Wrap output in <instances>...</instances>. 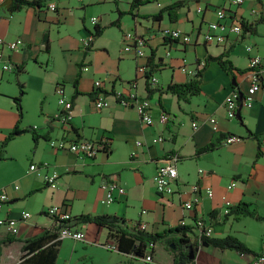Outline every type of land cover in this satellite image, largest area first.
I'll use <instances>...</instances> for the list:
<instances>
[{
    "label": "crops",
    "instance_id": "1",
    "mask_svg": "<svg viewBox=\"0 0 264 264\" xmlns=\"http://www.w3.org/2000/svg\"><path fill=\"white\" fill-rule=\"evenodd\" d=\"M48 1L57 3L56 11L48 9ZM133 2L40 0L37 6L16 11L0 4V36L6 41L18 37L24 40L23 47L15 50L0 45V139L4 141L16 125L21 129L36 128L39 135L38 140L31 132L16 135L3 151L1 160L17 159L23 168L12 181L0 182V190L10 197L1 204L0 218L20 219L23 211H29L32 217L20 220L16 234L0 227V264H17L27 239L57 227L55 219L45 213L52 205L64 206L72 216L115 214L131 223H147L153 232L184 225V220L186 226L192 227L188 234L195 243L194 264H252V258L261 252L264 154L259 153L258 136L264 132V72L253 104L240 106L237 118L227 116L224 104L235 89L245 93L249 85L250 54L246 47L252 45L253 53L264 58V0H139L137 7ZM177 4L172 11L169 9ZM199 6L202 11H198ZM219 8L226 9L228 21L244 20L252 25L251 29L242 35L230 32L222 44L206 41L208 24L217 19ZM92 16L99 18L97 24L103 32L87 50L82 40L95 29ZM164 28L181 29L192 36V41L169 39L162 33ZM128 32L147 38L144 56H138L134 49L125 50ZM151 55L157 84L138 70L139 65L147 63L150 71ZM224 55L234 65L231 72L218 60ZM202 60L206 64L201 69L200 93L184 100L166 91L171 83L187 82L193 76L189 71H195ZM8 63L12 69L4 68ZM81 63L89 65V69H82ZM97 80L105 84L103 93L95 87ZM59 83L74 104L70 121L61 115L55 91ZM20 84L25 90L22 109L15 101L21 92ZM101 93L109 106L98 109L94 101L100 99ZM133 93L151 100L152 124L144 123L134 106L118 102L116 94ZM162 113L169 116V121H161ZM211 116L217 118L216 129ZM196 121L198 125L193 127ZM230 133L242 140L226 144ZM159 137L163 140L154 141ZM84 139H107L108 145L95 157L52 145V141ZM211 142L219 146L202 152ZM170 161L178 170L175 191L161 194L154 176L161 165ZM32 163L47 164L41 167L43 173L57 170V185H47L43 175L31 171ZM110 177L117 178L126 193L107 203L101 186ZM233 181L236 185L229 188ZM16 185L19 188L15 189ZM227 199L231 208L251 204L249 209H255L258 216L229 215L225 212ZM186 201H193L194 207L188 210ZM197 218L212 226V237L233 234L253 253L241 254L206 244L198 235ZM77 227L86 235L82 241L85 245L96 240L100 244L108 242L104 226L81 222ZM179 237L176 233L168 236ZM158 245L159 242L155 245V261L162 253ZM170 246L174 251L171 256L166 251L168 264H174L176 246L173 242ZM131 258L125 255L120 262L111 264H124ZM78 264L86 263L81 260Z\"/></svg>",
    "mask_w": 264,
    "mask_h": 264
},
{
    "label": "built area",
    "instance_id": "2",
    "mask_svg": "<svg viewBox=\"0 0 264 264\" xmlns=\"http://www.w3.org/2000/svg\"><path fill=\"white\" fill-rule=\"evenodd\" d=\"M243 0H235L236 3H241ZM48 9L52 11L57 10V3L55 1H48L47 3ZM198 11H202V7H198ZM227 11L225 8H219L217 10V19L215 21H212L208 24L207 32L205 33V40L208 42L213 43H225L227 39V35L230 32H234L238 35H242L244 32V26L242 24V21L240 20H227ZM97 16H92L90 18V21L92 25L96 26L98 22ZM162 33L164 36H166L169 39L172 40H181L183 42H190L192 41V36L186 32H184L181 29L177 28H164L162 30ZM125 40L127 41V45L125 46V50L129 51L134 49L138 56H144V50L143 48L147 44V38L142 35H136L132 32H128L125 35ZM94 41V32H90L88 36L83 38L82 40V46L84 49L89 50L91 44ZM0 45L1 46H7L11 50H15L18 48L23 47L24 40L21 37L15 38L10 41H6L3 37L0 36ZM247 51L249 52V68H248V78H249V85L247 87V90L245 93H242L238 90H234L230 96L225 101V108L227 111V116L229 118H237L239 108L240 106H251L253 104V101L256 97L257 92L261 89L262 86V79H263V72H264V58L260 56L257 53H253L254 47L252 45H249L246 47ZM206 64L205 60H202L198 63L197 68L202 69ZM5 69H12L11 64H6L4 66ZM82 69L88 70L89 65L86 63H83ZM139 72L143 74H148L149 72V66L147 63L141 64L138 66ZM191 75L194 74V71H189ZM150 82L152 84L158 83V78L155 75H152L150 78ZM95 87L103 93V90L105 89V84L102 80H97L95 82ZM55 91L58 95V102L60 105L61 115L63 116V119L65 121H70L73 118V101L66 95L65 87L62 83L57 84ZM101 93L100 99L94 101L95 105L98 109H102L104 107L109 106V101L106 100L105 97H103V94ZM242 95V98H241ZM117 100L119 103H121L124 106H134L142 121L146 124H152L153 123V116L151 113L152 110V104L151 100L148 98H140L136 94H129L123 95V94H116ZM161 121L167 122L169 121V116L166 113H162L161 115ZM210 122L213 124V127L217 128V118L215 116H211ZM193 127H197L198 122L192 123ZM163 137H159L157 139H154V141H162ZM242 140V137L239 135H227L225 138L226 144H231L234 142H238ZM259 140V146L260 151L264 154V132L258 136ZM1 143V139H0ZM52 145H56L57 147L61 149H68L69 151H72L74 153L87 156V157H95L99 152L106 150L108 142L107 139H102L100 141H94V140H77V141H71L67 142L66 140H59V141H52ZM46 166L47 164H43ZM35 163H32L30 165L31 171H36L39 174L43 175L44 182L51 186L55 187L57 185L60 173L53 169L51 172H42L41 167ZM202 172L203 170L200 169ZM178 176V170L173 161H170L166 164L161 165L156 175L154 176V182L157 187V190L161 194H172L175 191L174 182L177 179ZM236 185V182L233 181L229 188H232ZM102 189L105 193V200L107 203H112L116 201L120 195H124L126 193V189L119 180L115 177H110L106 179L102 184ZM19 188L18 185L15 186V189ZM198 188V187H197ZM208 194L211 196L213 195L212 190H208ZM10 199L9 194L3 190H0V208L1 204L5 201H8ZM231 201L229 199L225 200V212L229 213L231 209ZM185 207L190 210L194 207L193 201H186ZM45 213L49 216L53 217L55 220L59 221H68L71 220L74 216L68 211L67 208H65L62 205H52L49 206ZM32 217V214L29 211H23L20 219L13 218V217H5L0 218V226L6 227L8 231L12 234H16L19 232V223L20 220H27ZM182 223L185 225L184 220ZM142 228L145 230H148V224L141 222ZM182 225V224H181ZM196 229L198 231V235H205L211 237L212 235V226L207 225L206 221L203 218H197L196 219ZM59 238L65 239L70 238L77 241H84L86 240L85 233L77 227V225H65L60 230ZM108 250L111 251H117L116 243L113 241H109L103 244ZM141 259L153 263L155 262L154 254L151 252H148L145 257H141ZM252 264H264V245L260 253L255 255L252 258Z\"/></svg>",
    "mask_w": 264,
    "mask_h": 264
},
{
    "label": "trees",
    "instance_id": "3",
    "mask_svg": "<svg viewBox=\"0 0 264 264\" xmlns=\"http://www.w3.org/2000/svg\"><path fill=\"white\" fill-rule=\"evenodd\" d=\"M0 4H5L10 11H16L27 6H37L40 4V0H0ZM138 5L139 0H134L133 7H137ZM177 6L178 4L173 5L169 9L172 11ZM115 24L118 23L115 22ZM242 24L245 30L251 29L252 25L248 22L242 20ZM93 32L94 38H96V36H99L103 32V27H100L97 24ZM224 57H226V55L218 57V60L223 68L231 72L234 68V65L230 59ZM210 59H212V57H210ZM148 63L151 66V69L149 74H147V77L150 79L153 75L154 69L152 55L149 58ZM82 65L83 63L80 64V66ZM201 76L202 70L197 68L194 71L193 76H191L187 82L171 83L167 86L166 91L177 96L178 98L188 100L192 95L200 93ZM77 81L78 78L75 80V85H77ZM148 84L151 85L150 83ZM20 89V95L15 97V101L17 102L20 109H22L21 98L23 93H25L23 84H20ZM149 93H152V89H149ZM23 132H31L35 140H38L39 138L36 128L27 127L25 129H21L18 125H16L9 133L8 137L0 143V160L3 158V151L8 141ZM230 135H232V133H230ZM218 146L219 145L217 142H211L202 149V152L214 150ZM259 153L263 155L262 151ZM250 205L251 204L248 203H240L235 205L230 209L228 214L258 216L255 209H249ZM211 215L213 216V213H211ZM55 222L57 227L45 229L41 235L27 239L24 242L21 249V260L17 264H57L60 248L63 243V239L59 238L61 228L65 225H78L81 222L96 223L99 226L106 227L108 229V242H115L117 246V252L121 254L129 255L133 258L145 257L148 252L154 254L156 243L165 239L166 243L173 242L176 246L175 248L177 252H175L174 264L195 263V257H190L192 256L191 248H188V245H193L195 247V243L191 242L190 235L188 234L192 231V227L190 226L178 225L163 232H153L143 229L141 221L131 223L126 218L117 216L115 214H82L80 216H74L68 221H59L56 219ZM174 233L180 235L179 239L168 238L170 234ZM199 237L202 239V241L220 249L237 250L241 254L253 253L243 241L233 234H228L224 237H209L205 235H201Z\"/></svg>",
    "mask_w": 264,
    "mask_h": 264
},
{
    "label": "rangeland",
    "instance_id": "4",
    "mask_svg": "<svg viewBox=\"0 0 264 264\" xmlns=\"http://www.w3.org/2000/svg\"><path fill=\"white\" fill-rule=\"evenodd\" d=\"M22 168L23 163L17 159L0 160V182L12 181L16 172L22 170ZM0 188H2V186H0ZM167 244L168 245H166L165 239L159 242L158 249L162 251V253L160 259L153 263H149L141 258L132 257L130 259L132 263L128 261L124 264H168L167 252L171 256L173 255V250L170 243L167 242ZM84 255H86L85 259H83ZM123 256L125 255L119 254L117 251L108 250L97 240L96 243L91 242L85 245L82 241L65 239L60 248L58 264H78L81 263V260H84L86 264H111L120 262ZM240 256L244 257V255Z\"/></svg>",
    "mask_w": 264,
    "mask_h": 264
},
{
    "label": "water",
    "instance_id": "5",
    "mask_svg": "<svg viewBox=\"0 0 264 264\" xmlns=\"http://www.w3.org/2000/svg\"><path fill=\"white\" fill-rule=\"evenodd\" d=\"M241 98H242V95H241ZM206 244H208V243H206ZM188 247L191 248V251H192V256H190V257H192V258L195 257V254H194V252L196 250L195 247L193 245H188Z\"/></svg>",
    "mask_w": 264,
    "mask_h": 264
}]
</instances>
